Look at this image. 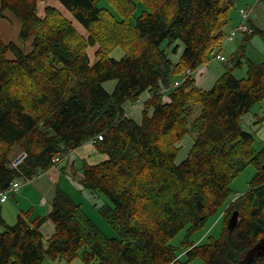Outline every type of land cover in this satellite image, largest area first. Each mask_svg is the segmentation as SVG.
Segmentation results:
<instances>
[{"label": "trees", "instance_id": "obj_1", "mask_svg": "<svg viewBox=\"0 0 264 264\" xmlns=\"http://www.w3.org/2000/svg\"><path fill=\"white\" fill-rule=\"evenodd\" d=\"M46 1L0 0V12H11L20 38L32 43L25 51L0 32V191L17 179L34 181L92 142L106 159L84 161L74 174L81 189L110 199L99 212L117 236H108L59 186L47 215L31 218L27 211L9 223L0 202V264L76 258L86 264H190L195 258L264 264V145L257 149L241 124L264 99V62L248 58L247 77H236L231 67L211 89L198 87L193 76L222 46L231 0H110L121 19L98 0ZM137 2L146 10L132 20ZM258 33L264 38L260 29L246 34ZM165 40L184 44L177 60L172 54L179 44L169 51ZM120 46L125 54L112 56ZM112 80L109 91L105 84ZM145 92L150 97L137 121L126 105ZM190 133L194 143L178 161ZM21 152L27 156L16 168L12 161ZM251 165L256 171L248 190L229 201L233 179ZM218 212L220 237L191 240ZM47 220L55 224L49 238L42 231ZM182 230L179 248L172 240Z\"/></svg>", "mask_w": 264, "mask_h": 264}, {"label": "rangeland", "instance_id": "obj_2", "mask_svg": "<svg viewBox=\"0 0 264 264\" xmlns=\"http://www.w3.org/2000/svg\"><path fill=\"white\" fill-rule=\"evenodd\" d=\"M260 1V0H259ZM54 3V0H47L46 2L42 3L43 5H46L48 3ZM232 2V10L230 11V20L228 24L225 27V40L223 41L222 46H219L215 49L214 52L210 54V60L207 63H204L201 65L195 72H194V78L196 80L197 86L204 89H211L214 84L217 82V80L220 78V76L231 69L233 67L232 72L234 75L238 78H245L248 75V64L247 60L250 58L251 60L257 62V63H263L264 62V38L258 33L254 34L252 37H247V35L254 33L255 29H260L264 31V5L262 3H259L254 9L253 13V7H249L248 13V23L251 22V19H253V27L249 28L248 31H238L233 36L232 39L229 38L231 32L233 29H235L236 25L232 23V21H235V19L239 20V17L237 16V9L242 5L241 3H244L241 7H244L248 5L247 0H233ZM98 3L100 6L108 9L111 13L116 15V18L121 19L122 17L117 15V9L113 6V4L110 2V0H98ZM239 5H238V4ZM250 4V3H249ZM252 5V4H250ZM146 10V7L142 2H137V8L134 12V14L131 15L132 20H136V18L143 13V11ZM6 12V11H5ZM9 13V12H8ZM1 16H4V12H0ZM11 14V12L9 13ZM13 18H15L17 21L18 19L13 15ZM13 21V20H11ZM19 22V21H18ZM13 27V24H11ZM77 28L81 33H83L85 36H88L87 31L76 21ZM257 25V26H256ZM235 27V28H234ZM14 28H17V26H14ZM20 22H19V28L15 37L11 38L9 41L6 39L5 41L7 43L9 42H15L20 47H22L25 51H30L32 49V43L31 41L25 42L20 38ZM249 33V34H246ZM227 36V37H226ZM179 44L178 52L173 53L172 57L177 60L182 53L184 49V44L179 40L171 45H168V41L165 40L162 44L163 48L169 49V51H172L173 47L175 45ZM96 49L97 46L90 48V53L92 58L95 60L96 56ZM224 55L226 57L225 61H222L217 58V54ZM125 54V50L123 47H118L112 52V56L116 58H121ZM10 57H13V53H9ZM234 59V61H232ZM240 60V63L238 61ZM187 72V71H184ZM190 73V72H189ZM192 73V72H191ZM187 76H190L188 74ZM115 80L108 81L105 86L109 91L113 90ZM146 96V92L143 93L141 96L144 98ZM144 103L145 100L141 99V102L138 104H133L132 107H136L133 111V113L137 110H141L142 113H140L141 116L134 117L137 121H142L143 117V110H144ZM198 113H195V115ZM131 115V114H130ZM134 115V114H132ZM194 115V116H195ZM241 124L245 131H248L252 133L255 137V147L257 149H261L264 145V99L254 104L249 112L243 115L241 118ZM194 143V134L190 133L185 136V138L181 141L180 146L181 150L178 155V161L182 160L187 156L189 153L192 145ZM97 149V148H96ZM99 152V151H98ZM100 153V152H99ZM103 156V160L106 159V155L100 153ZM102 160V161H103ZM60 162V160L58 161ZM69 163V161H64V163ZM101 162V161H100ZM63 163V164H64ZM62 163L60 165H63ZM54 166L53 168H55ZM255 168L253 165L248 166L240 175L235 177L231 183L232 187V195L230 197V200H233L236 196L244 193L249 188V182L253 178L255 174ZM76 181V180H75ZM23 185L31 184L30 182L27 183L25 180L22 181ZM72 188L69 187V191L73 195L74 199L78 203L83 204L84 210L91 216V218L105 231V233L110 236L114 237L117 236L115 233V230L113 229L112 225L101 215L99 212V207L104 204H111L110 199L100 193V194H93L85 190V192H80L78 190L75 191ZM76 189H79L78 187H75ZM81 189V188H80ZM16 191H12L9 193V200L8 203H3L2 209L4 211V217L9 223H15L19 217V214L30 211L31 212V218H35L38 216L36 212L33 211V207L28 208V206L21 201L17 204L16 198L14 199L12 197L13 194H15ZM20 194V193H19ZM38 198L36 196H32L31 200L26 202L28 205L36 202ZM5 209L7 210V213L5 215ZM221 212H218L215 216L211 217L206 223L205 227L200 230L198 233L194 234L191 237V240L199 242L207 241L208 235H212L214 237H220L221 233L223 232V226L222 221L220 219ZM185 237V231L182 230L179 232L172 240V243L180 248L181 241ZM181 249L178 250L179 254H184L185 250L182 252ZM43 264H86L82 262L80 258H76L71 262L67 261H54L51 259H46ZM190 264H207L203 259L195 258L192 260Z\"/></svg>", "mask_w": 264, "mask_h": 264}, {"label": "crops", "instance_id": "obj_3", "mask_svg": "<svg viewBox=\"0 0 264 264\" xmlns=\"http://www.w3.org/2000/svg\"><path fill=\"white\" fill-rule=\"evenodd\" d=\"M233 1V0H231ZM248 5L244 7H253L252 13L254 9H256L257 5L261 3L259 0H247ZM51 4L56 5L57 0H54V3L50 2ZM238 4V3H237ZM242 5L244 3H241ZM239 5V4H238ZM240 7L237 9V16L239 17V20L235 19V21H232L233 24L238 26V24L241 22V15H240V9L244 8ZM0 9H1V2H0ZM9 11L4 12V16H1L0 14V32L4 38V40H10L11 38H14L17 35L18 28H19V22L13 18L11 14L8 13ZM13 20V21H11ZM253 19H251V26H253ZM13 24V27L12 25ZM14 26H17V28H14ZM235 26V27H236ZM257 26V25H256ZM234 27V28H235ZM21 28V24H20ZM20 31V30H19ZM16 32V35H15ZM194 76V75H193ZM150 97V94L147 92L146 96L142 98L143 100H146ZM133 103L129 102L126 105L127 114L133 117L141 116L140 113H142V109L137 110L133 113L134 109L139 106L132 107ZM134 114V115H132ZM18 156V155H17ZM16 156V157H17ZM15 157V158H16ZM69 163L65 164L67 165L66 168H61L63 166L64 162L66 161L63 159V165H58L55 168H52L48 170L47 172H44L41 176L36 178L34 181L30 182L31 184L22 186L19 191H17L15 194L12 195V197L16 198V203H19L20 201L28 206V208L33 207V211L36 212L37 215H47L52 210V200L55 195V192L59 186H63L65 188H69L72 186L74 187L73 190L80 192H85L83 189H80V175L74 174V168L80 167L81 163L84 161H88L89 163H98L102 161L104 158L103 156L98 152L95 145L92 142H88L78 148L77 150L73 151L67 158ZM76 180V181H75ZM75 187H78L79 189H76ZM20 193V194H19ZM32 196H36L38 200L36 202L28 205L26 202L31 200ZM9 198L4 202L8 203ZM3 206V203H2ZM7 213V210L5 209V215ZM4 214V211H3ZM42 231L46 238H49L54 232H55V224L51 220H47L43 226Z\"/></svg>", "mask_w": 264, "mask_h": 264}, {"label": "built area", "instance_id": "obj_4", "mask_svg": "<svg viewBox=\"0 0 264 264\" xmlns=\"http://www.w3.org/2000/svg\"><path fill=\"white\" fill-rule=\"evenodd\" d=\"M248 7H246V8H242L241 10H240V15H241V22H240V24L238 25V27L237 28H235L232 32H231V34H230V36H229V38L230 39H232L233 38V36L236 34V32H238V31H248L249 30V28H251L250 26H249V24H248V16H249V13H248ZM217 58L218 59H220V60H222V61H225L226 60V57L224 56V55H221V54H217ZM187 72H185L184 74L187 76L188 74H191V70L190 69H187L186 70ZM190 72V73H189ZM141 101H139V103H140ZM100 138H101V136H100ZM26 156H27V154L25 153V152H21L13 161H12V164H13V166L14 167H18L19 166V164L20 163H22L24 160H25V158H26ZM58 160H59V158H56L55 159V162H58ZM27 183H29V182H31L32 181V178H25L24 179ZM23 180H19V179H17V180H15L12 184H11V186L8 188V189H6V190H4V191H0V202L1 203H3V202H5L7 199H8V197H9V193L10 192H12V191H19L20 190V188L22 187V185H23V182H22Z\"/></svg>", "mask_w": 264, "mask_h": 264}, {"label": "water", "instance_id": "obj_5", "mask_svg": "<svg viewBox=\"0 0 264 264\" xmlns=\"http://www.w3.org/2000/svg\"><path fill=\"white\" fill-rule=\"evenodd\" d=\"M235 215H236V214L234 213L233 216H232V221L235 219Z\"/></svg>", "mask_w": 264, "mask_h": 264}, {"label": "bare ground", "instance_id": "obj_6", "mask_svg": "<svg viewBox=\"0 0 264 264\" xmlns=\"http://www.w3.org/2000/svg\"><path fill=\"white\" fill-rule=\"evenodd\" d=\"M193 71V70H192ZM193 73V72H192ZM191 75V74H190ZM185 76V75H184ZM184 76H182V77H184ZM181 81V80H180ZM178 82V81H177ZM176 84V83H175ZM169 87V86H168ZM166 88V87H165ZM170 90H171V88H170ZM166 91H168V90H166ZM41 175V174H40Z\"/></svg>", "mask_w": 264, "mask_h": 264}]
</instances>
